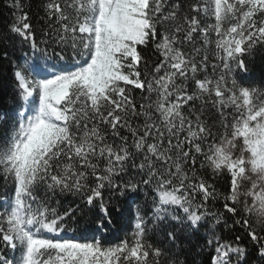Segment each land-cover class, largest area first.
Segmentation results:
<instances>
[{"label":"snow or ice","instance_id":"snow-or-ice-1","mask_svg":"<svg viewBox=\"0 0 264 264\" xmlns=\"http://www.w3.org/2000/svg\"><path fill=\"white\" fill-rule=\"evenodd\" d=\"M0 4V264H264V0Z\"/></svg>","mask_w":264,"mask_h":264},{"label":"trees","instance_id":"trees-1","mask_svg":"<svg viewBox=\"0 0 264 264\" xmlns=\"http://www.w3.org/2000/svg\"><path fill=\"white\" fill-rule=\"evenodd\" d=\"M39 3V0H33V12L36 11V5ZM8 16L7 10L0 4V31L4 29V25L6 22ZM261 71V66L259 63H257L255 69L252 71V75L254 78L259 77ZM4 111H14V97H13V91L11 86V80H10V71L7 69L0 70V112ZM71 197H68L67 200H65V203L68 202V200H71ZM134 207L131 208L125 206L121 209V213L117 214V225L116 228L113 230L112 233L109 234V239L113 242L116 241L118 237H123L125 235V232L130 228L131 226V217L132 213L134 211ZM123 229V230H121ZM203 231V230H202ZM71 235H73L71 233ZM90 238V237H89ZM203 243V235H199L196 237H192L190 244H187V247L192 248L190 259H195L198 262L203 261L206 259V257L197 256L196 252L198 249V244Z\"/></svg>","mask_w":264,"mask_h":264},{"label":"rangeland","instance_id":"rangeland-1","mask_svg":"<svg viewBox=\"0 0 264 264\" xmlns=\"http://www.w3.org/2000/svg\"><path fill=\"white\" fill-rule=\"evenodd\" d=\"M72 236V235H71ZM71 236H69V237H71Z\"/></svg>","mask_w":264,"mask_h":264}]
</instances>
